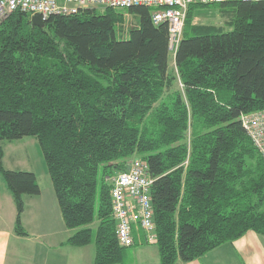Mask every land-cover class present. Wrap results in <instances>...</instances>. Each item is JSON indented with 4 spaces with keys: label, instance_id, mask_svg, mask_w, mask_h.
<instances>
[{
    "label": "trees",
    "instance_id": "1",
    "mask_svg": "<svg viewBox=\"0 0 264 264\" xmlns=\"http://www.w3.org/2000/svg\"><path fill=\"white\" fill-rule=\"evenodd\" d=\"M212 5L231 31L193 24L205 5L189 6L175 71L167 26H154L150 9L126 11L137 18L128 39L123 11L108 8L49 16L41 28L19 12L0 22V174L16 234L26 235L22 197L41 190L33 173L3 167V144L35 138L64 226L77 230L66 244H93L94 264L123 258L106 179L133 156L153 181L159 264L264 237V160L240 124L264 109V1ZM176 81L182 92H170Z\"/></svg>",
    "mask_w": 264,
    "mask_h": 264
},
{
    "label": "built area",
    "instance_id": "2",
    "mask_svg": "<svg viewBox=\"0 0 264 264\" xmlns=\"http://www.w3.org/2000/svg\"><path fill=\"white\" fill-rule=\"evenodd\" d=\"M261 2L264 0H0V22L14 12L28 16L39 15L44 21L49 16L76 15L88 8H108L127 11L134 8L151 10L154 26L164 24L168 31L169 51L175 54L181 41L184 19L191 5L227 2ZM240 124L251 144L264 160V109L242 114ZM153 181L148 165L141 159L128 164L108 179L110 187L111 217L115 222V235L120 247L133 245V226L138 225L146 244L156 242L155 224L150 199Z\"/></svg>",
    "mask_w": 264,
    "mask_h": 264
},
{
    "label": "crops",
    "instance_id": "3",
    "mask_svg": "<svg viewBox=\"0 0 264 264\" xmlns=\"http://www.w3.org/2000/svg\"><path fill=\"white\" fill-rule=\"evenodd\" d=\"M172 57L174 61L175 54ZM2 165L5 168L4 150ZM7 170L33 173L41 193L38 196L22 197L24 211L21 225L26 235L20 236L15 233L14 200L5 182V186L0 182V264H94L96 248L93 244L85 247H72L66 244L77 230H70L64 226L51 182L42 189L33 168L28 171L21 168ZM0 176L2 177L1 174ZM96 226L95 223L93 227ZM132 230L131 247L138 246L134 251L135 264H159L157 247L151 248L153 246L145 243L138 225H134ZM177 264H264V237L249 232L199 259Z\"/></svg>",
    "mask_w": 264,
    "mask_h": 264
},
{
    "label": "rangeland",
    "instance_id": "4",
    "mask_svg": "<svg viewBox=\"0 0 264 264\" xmlns=\"http://www.w3.org/2000/svg\"><path fill=\"white\" fill-rule=\"evenodd\" d=\"M98 10H103V8H96ZM189 9V8H188ZM187 9V12H188ZM187 12L185 14L183 31L186 24L187 19ZM123 16V23L119 25V28L123 30L124 39H128V31L134 26H137V18L132 14H129L126 11L121 12ZM230 20V15L228 13H224L222 11V7L217 5H205V6H195L192 9V23L197 25H207V26H216L223 28L224 32L231 31V28L228 26V21ZM183 31L182 35L183 36ZM173 53H170L169 58V69L171 71H175V63L172 57ZM181 91L182 92V84L179 81H176L170 92L174 91ZM190 129L187 131L186 135V144L189 147L191 141V133ZM32 142V143H31ZM35 144V145H34ZM4 150V166L6 169H15L21 168L26 171L29 169H34L38 183L42 189H45L46 186L50 185V178L47 173V170L44 165V161L38 146V143L35 138H27L24 141H16L12 143H4L3 144ZM29 156V158H27ZM139 159L137 156H133L128 160L126 166L132 161ZM116 174V173H115ZM112 174L110 177H112ZM0 182L4 185V181L0 176ZM108 183V179H106ZM0 183V184H1ZM52 185V184H51ZM5 186V185H4ZM93 227V226H92ZM94 228V227H93ZM262 237V236H261ZM155 248V245H151ZM138 247V246H137ZM137 247H128L123 249V258L120 264H135L134 258V251ZM144 248H146L144 246ZM150 250V249H149Z\"/></svg>",
    "mask_w": 264,
    "mask_h": 264
},
{
    "label": "water",
    "instance_id": "5",
    "mask_svg": "<svg viewBox=\"0 0 264 264\" xmlns=\"http://www.w3.org/2000/svg\"><path fill=\"white\" fill-rule=\"evenodd\" d=\"M30 22H31L32 26H36V27H40V28L44 26V21L41 19V17L39 15L31 16Z\"/></svg>",
    "mask_w": 264,
    "mask_h": 264
}]
</instances>
